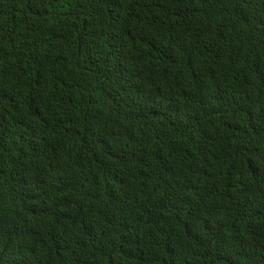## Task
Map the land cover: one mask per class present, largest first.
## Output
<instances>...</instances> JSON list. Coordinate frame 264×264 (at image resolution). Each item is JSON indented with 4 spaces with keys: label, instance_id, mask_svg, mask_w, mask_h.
<instances>
[{
    "label": "trees",
    "instance_id": "16d2710c",
    "mask_svg": "<svg viewBox=\"0 0 264 264\" xmlns=\"http://www.w3.org/2000/svg\"><path fill=\"white\" fill-rule=\"evenodd\" d=\"M0 264H264V0H0Z\"/></svg>",
    "mask_w": 264,
    "mask_h": 264
}]
</instances>
